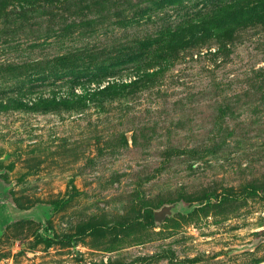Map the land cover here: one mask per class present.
I'll return each mask as SVG.
<instances>
[{"label": "rangeland", "instance_id": "rangeland-1", "mask_svg": "<svg viewBox=\"0 0 264 264\" xmlns=\"http://www.w3.org/2000/svg\"><path fill=\"white\" fill-rule=\"evenodd\" d=\"M0 209V264H264V0H0Z\"/></svg>", "mask_w": 264, "mask_h": 264}, {"label": "water", "instance_id": "water-1", "mask_svg": "<svg viewBox=\"0 0 264 264\" xmlns=\"http://www.w3.org/2000/svg\"><path fill=\"white\" fill-rule=\"evenodd\" d=\"M169 210L168 208L160 211V212H157V213H154L153 214V218L155 221H158V222H161V220L163 219V217L165 216V214H169Z\"/></svg>", "mask_w": 264, "mask_h": 264}, {"label": "flooded vegetation", "instance_id": "flooded-vegetation-1", "mask_svg": "<svg viewBox=\"0 0 264 264\" xmlns=\"http://www.w3.org/2000/svg\"><path fill=\"white\" fill-rule=\"evenodd\" d=\"M0 211H1V209H0ZM1 221H3V220H2V218H1V216H0V223H1Z\"/></svg>", "mask_w": 264, "mask_h": 264}]
</instances>
